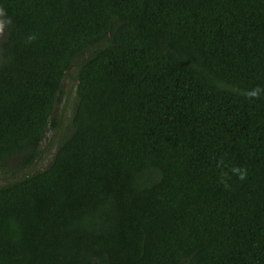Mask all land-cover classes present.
I'll return each instance as SVG.
<instances>
[{"label": "trees", "instance_id": "obj_1", "mask_svg": "<svg viewBox=\"0 0 264 264\" xmlns=\"http://www.w3.org/2000/svg\"><path fill=\"white\" fill-rule=\"evenodd\" d=\"M0 264H264V0H0Z\"/></svg>", "mask_w": 264, "mask_h": 264}]
</instances>
